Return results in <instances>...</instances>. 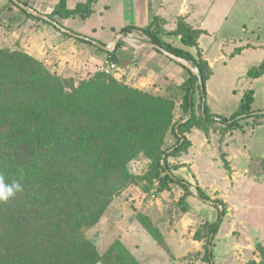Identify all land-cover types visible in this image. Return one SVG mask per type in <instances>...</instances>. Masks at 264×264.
<instances>
[{
	"label": "trees",
	"instance_id": "trees-1",
	"mask_svg": "<svg viewBox=\"0 0 264 264\" xmlns=\"http://www.w3.org/2000/svg\"><path fill=\"white\" fill-rule=\"evenodd\" d=\"M97 1L87 0L69 9L67 0H60L49 18L60 26L61 20L69 18L85 20ZM8 3L18 8L10 0ZM20 10L27 18L61 33ZM163 25L156 17L146 28L125 27L121 33L135 32L197 69L198 76H194L176 63L189 75L181 88L180 110L185 117L191 116L184 123L183 116L174 121L176 104L172 98L131 88L99 72L84 78H64L23 51L0 49V172L7 181L19 180L24 187L15 199L0 203V264H141L119 240L100 253L86 232L97 226L114 200L131 187L160 194L178 185L185 193L180 201L186 204L192 185L176 177L173 170L177 167L169 163L189 149L186 135L193 129L208 134L214 123L225 125L223 131H232L241 121L258 116L252 110V90L244 94L231 117L210 115L205 99L212 70L198 46L202 31L183 19L170 33ZM168 37L179 38L183 47L195 50V55L174 47L166 41ZM76 40L101 51L89 41ZM118 46L113 52H105L106 60L119 63ZM262 76L264 61L247 72L248 79ZM169 135L174 142L166 147ZM140 157L149 165L143 173L135 174L131 164ZM195 191L200 200L218 211L215 222L202 225L206 232L200 236L196 231L194 235L197 241L206 240L202 260L216 264L214 240L226 208L199 187ZM184 211H189L187 205ZM136 220L160 248H167L148 217L137 214Z\"/></svg>",
	"mask_w": 264,
	"mask_h": 264
},
{
	"label": "crops",
	"instance_id": "crops-1",
	"mask_svg": "<svg viewBox=\"0 0 264 264\" xmlns=\"http://www.w3.org/2000/svg\"><path fill=\"white\" fill-rule=\"evenodd\" d=\"M22 1L28 5V11L46 16L60 2ZM86 3L87 0H67V7L75 9ZM156 17L163 21V29L167 33L175 30L179 19L202 31L198 46L212 70L206 83L205 99L210 115L231 117L238 111L244 94L249 90L254 92L252 110L258 114L241 121L239 128L232 131H223L225 125L220 123H214L208 134L193 129L186 135L191 144L187 152L169 160L171 166L177 167L173 174L192 185V195L186 199L189 211L185 215V224L213 223L218 217V211L211 203L196 197L195 187L207 196L213 188L224 197L231 195V201L238 205L248 201L254 208L250 217L254 221L264 217V76L247 78V72L264 61V0H98L93 5L91 16L84 20L87 24L92 21L91 26L72 30L69 22L80 17L61 20L60 23L74 33L111 47L123 28L143 29ZM126 35L138 43L146 41L135 32ZM166 41L195 55V50L183 47L179 38L168 37ZM0 49L23 51L64 78H84L87 74L99 72L107 57L102 50L65 37L50 25L27 18L8 0H0ZM116 57L119 71L112 76L114 79L131 88L162 97L172 98L173 92L178 91V100H174V116L177 119L181 117L180 105L184 94L181 88L189 77L182 67L152 49H134L124 42L119 43ZM218 67L222 74L229 73V78L218 80L219 91L214 88L213 81ZM229 101L232 103L230 107ZM195 104L196 107L199 104L198 95ZM230 177L236 182L229 186L225 179L229 181ZM175 187L179 196L183 197L184 190L178 185H172L171 190ZM142 197L143 192L138 187H131L111 206L120 198L126 202L127 198L136 199L138 204L144 200ZM134 214L151 218L148 210H138ZM184 232L183 229L182 232H161L172 260H176L177 264L189 255L192 248L197 250L200 245L188 239ZM147 238L152 240L151 236ZM119 241L129 249L122 239ZM151 242L156 246L154 241ZM130 252L141 264H145L135 252Z\"/></svg>",
	"mask_w": 264,
	"mask_h": 264
},
{
	"label": "rangeland",
	"instance_id": "rangeland-1",
	"mask_svg": "<svg viewBox=\"0 0 264 264\" xmlns=\"http://www.w3.org/2000/svg\"><path fill=\"white\" fill-rule=\"evenodd\" d=\"M92 24V21L87 24L84 19L77 18L73 22H69L68 26L72 30L77 31L84 25L89 27ZM146 41L149 40L146 39ZM235 74L237 75L238 73L236 72ZM214 75V88L219 91L218 80L221 77L229 78V73L222 74L218 67ZM178 97V91L173 92L172 99L178 100ZM230 103L231 101H229V107L232 105ZM181 116L185 117L183 114ZM174 121H178V119L175 117ZM173 142L172 136L169 135L166 147L171 146ZM148 165L149 162L144 157H140L131 164V170L135 174H141L147 169ZM141 176H144V174ZM225 181L229 186L236 182L232 177L229 178V181L226 179ZM155 185H157V182ZM140 192L142 191L140 190ZM178 192L179 190L176 187L175 190L170 188L160 194L152 190L149 193H143L144 197L142 198L144 200L138 204H136V199L128 200L127 198L126 202L120 198L113 206L109 207L97 226L86 232V237L96 244L100 253L105 252L113 242L122 239L129 246V251L135 252L145 264H177L176 260H172L169 249L160 248L154 238L136 221L134 212L148 210V214L151 216L149 219L152 221L154 229L158 232L166 234L172 231L182 232L183 229L188 239L200 243L199 250L192 248L189 255L185 256L180 264H206L202 260L206 240L197 241L194 235L196 231H199L200 236L206 232L202 225L207 221L198 223L195 226H187L185 224L186 221L184 222V219H187L185 216L187 211H184L186 204L185 202L181 203L182 197L179 196ZM209 194L211 200L222 201L226 208L222 226L214 240L215 263L264 264V217L262 216V218L254 221L250 217L254 208L248 201L238 205L231 201V195L224 197L223 194H220L214 188L210 190ZM147 236H151L152 240H149ZM162 236L164 238V235ZM151 241H154L156 246ZM144 252H149L151 255Z\"/></svg>",
	"mask_w": 264,
	"mask_h": 264
},
{
	"label": "water",
	"instance_id": "water-1",
	"mask_svg": "<svg viewBox=\"0 0 264 264\" xmlns=\"http://www.w3.org/2000/svg\"><path fill=\"white\" fill-rule=\"evenodd\" d=\"M11 2L14 3V5H16L18 8L23 9V10H27V8L23 5V3L19 2L18 0H10ZM29 13L33 14L37 19L46 21L48 23H50L52 26L56 27L61 33L66 34L74 39H78V40H85V41H89L92 43L93 46L99 48L100 50L104 51V52H113L116 50V47L119 43L124 42L128 45H130L132 48L134 49H152L155 51H158L159 53H161L163 56H165L166 58L170 59L171 61L178 63L180 65H182L183 67H185L188 71H190V73L194 76H198V71L196 68L193 67V65L186 61L185 59H182L170 52H168L167 50L163 49L162 47L150 42V41H143V42H136L132 39H130L128 37V35L124 34V33H120L117 35L116 39L114 40L113 44L111 47L108 46H104L100 43H98L97 41L91 40L87 37H84L83 35H79L77 33H74L60 25H58L56 22H54L52 19L49 18V16L46 15H42L40 13H32L30 11H28ZM203 111V110H202ZM191 116L185 118L181 123L187 122L189 120ZM194 193L196 195L197 198H199V196L197 195L196 191L194 190ZM200 199V198H199Z\"/></svg>",
	"mask_w": 264,
	"mask_h": 264
},
{
	"label": "clouds",
	"instance_id": "clouds-1",
	"mask_svg": "<svg viewBox=\"0 0 264 264\" xmlns=\"http://www.w3.org/2000/svg\"><path fill=\"white\" fill-rule=\"evenodd\" d=\"M24 187L19 180L7 181L4 173L0 172V203H8L22 194Z\"/></svg>",
	"mask_w": 264,
	"mask_h": 264
},
{
	"label": "built area",
	"instance_id": "built-area-1",
	"mask_svg": "<svg viewBox=\"0 0 264 264\" xmlns=\"http://www.w3.org/2000/svg\"><path fill=\"white\" fill-rule=\"evenodd\" d=\"M129 36V35H128ZM130 39L134 40L129 36ZM146 40V39H144ZM136 41V39L134 40ZM137 42V41H136ZM119 71V66L117 63L113 61L106 60L100 67H99V73H102L106 76H113L115 73Z\"/></svg>",
	"mask_w": 264,
	"mask_h": 264
},
{
	"label": "bare ground",
	"instance_id": "bare-ground-1",
	"mask_svg": "<svg viewBox=\"0 0 264 264\" xmlns=\"http://www.w3.org/2000/svg\"><path fill=\"white\" fill-rule=\"evenodd\" d=\"M134 39V38H133ZM135 40V39H134ZM142 40V39H141Z\"/></svg>",
	"mask_w": 264,
	"mask_h": 264
}]
</instances>
